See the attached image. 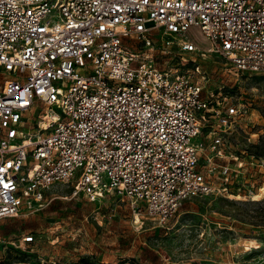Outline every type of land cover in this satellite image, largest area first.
Here are the masks:
<instances>
[{"label":"built area","instance_id":"2783aa9c","mask_svg":"<svg viewBox=\"0 0 264 264\" xmlns=\"http://www.w3.org/2000/svg\"><path fill=\"white\" fill-rule=\"evenodd\" d=\"M155 32L162 54L180 49L174 63L155 56ZM208 55L236 74L264 70V0H0V220L41 210L66 183L91 200L124 196L136 222L163 226L216 190L203 156L238 176V155L215 158L252 114L208 86Z\"/></svg>","mask_w":264,"mask_h":264},{"label":"rangeland","instance_id":"374dc122","mask_svg":"<svg viewBox=\"0 0 264 264\" xmlns=\"http://www.w3.org/2000/svg\"><path fill=\"white\" fill-rule=\"evenodd\" d=\"M154 35L155 56L174 63L180 49L173 46L162 54L161 32ZM198 43L206 46L202 35ZM197 60L208 86L225 84L232 100L252 114L250 125L242 123L224 136L227 156L215 158L234 166L232 156L238 155L244 161L239 175L225 181L217 169H207L203 156L201 164L216 190L183 200L163 226L150 218L136 222L124 196L91 200L55 183L44 208L0 220V264H264V70L236 74L215 55ZM6 76L0 70V86ZM36 119L37 113H29L25 120ZM202 138L210 141L205 134ZM30 235L34 240L24 241Z\"/></svg>","mask_w":264,"mask_h":264},{"label":"bare ground","instance_id":"6f19581e","mask_svg":"<svg viewBox=\"0 0 264 264\" xmlns=\"http://www.w3.org/2000/svg\"><path fill=\"white\" fill-rule=\"evenodd\" d=\"M261 192H263V193H264V187H261Z\"/></svg>","mask_w":264,"mask_h":264}]
</instances>
